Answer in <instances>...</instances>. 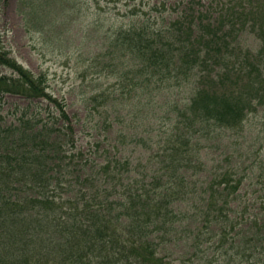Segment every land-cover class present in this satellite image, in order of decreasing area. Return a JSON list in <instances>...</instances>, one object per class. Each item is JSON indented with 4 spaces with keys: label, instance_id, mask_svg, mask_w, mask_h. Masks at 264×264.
Returning a JSON list of instances; mask_svg holds the SVG:
<instances>
[{
    "label": "trees",
    "instance_id": "obj_1",
    "mask_svg": "<svg viewBox=\"0 0 264 264\" xmlns=\"http://www.w3.org/2000/svg\"><path fill=\"white\" fill-rule=\"evenodd\" d=\"M210 16L193 6L164 28L143 23L108 37L99 56L109 57L106 68L122 95L89 96L102 114L96 126L107 134L96 139L92 169L77 176L78 186L65 182L75 139L68 138L74 127L64 99L50 90L47 71L18 62L0 36V63L12 70L0 76V264H182L163 254V243L182 224L177 204L198 196L203 141L264 112V0H238L218 20ZM235 16L252 17L259 39L254 56L241 53L247 66L234 61L220 28ZM162 87L191 92L169 105L155 172L131 179L128 134L109 133L114 112L137 106L134 100L150 106ZM8 95L27 103L7 110ZM209 176L190 264H264L263 195L243 191L244 178L231 165L213 167Z\"/></svg>",
    "mask_w": 264,
    "mask_h": 264
},
{
    "label": "rangeland",
    "instance_id": "obj_2",
    "mask_svg": "<svg viewBox=\"0 0 264 264\" xmlns=\"http://www.w3.org/2000/svg\"><path fill=\"white\" fill-rule=\"evenodd\" d=\"M231 4L237 5L238 0H0V36L5 50L34 72H49L51 90L65 99L73 120L74 132L68 138L75 139V147L65 170L67 184L78 186L77 176L91 171L95 141L107 134L96 126L102 114L91 107L89 96L100 92L108 97L122 95L119 82L106 68V60H95L104 52L108 36L119 27L132 24L164 28L193 6L209 10L216 21ZM220 28L232 41L230 52L237 64L245 62L241 53L255 55L259 39L252 17L235 16ZM218 68L216 65V72ZM9 72L0 64V75ZM193 82L198 83L196 77ZM189 92V87L184 91L162 87L150 106H139L134 100L137 106L119 105V111L114 112L118 119L109 133L114 136L123 128L128 134L124 153L133 160L131 179L155 172L153 161L170 126L169 105L177 97L186 98ZM16 102L17 96L7 97L6 109L13 110ZM99 108L103 112V107ZM201 155L204 167L195 176L198 196L194 201L177 204L178 213L184 215L182 224L163 243V254L182 264H190L191 235L200 222L198 206L203 204V187L211 178V168L233 166L244 178L242 190L247 194L260 193L264 199V112H251L239 130H222L205 138ZM121 186L118 184V188ZM64 187V192L69 193ZM120 191L123 192L117 189L119 194Z\"/></svg>",
    "mask_w": 264,
    "mask_h": 264
}]
</instances>
